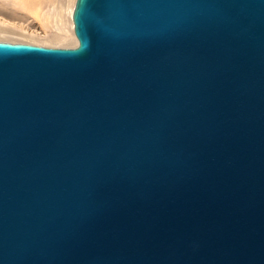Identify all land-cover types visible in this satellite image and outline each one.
Wrapping results in <instances>:
<instances>
[{
	"label": "water",
	"instance_id": "water-1",
	"mask_svg": "<svg viewBox=\"0 0 264 264\" xmlns=\"http://www.w3.org/2000/svg\"><path fill=\"white\" fill-rule=\"evenodd\" d=\"M71 20L0 42V264H264V0Z\"/></svg>",
	"mask_w": 264,
	"mask_h": 264
},
{
	"label": "rangeland",
	"instance_id": "rangeland-1",
	"mask_svg": "<svg viewBox=\"0 0 264 264\" xmlns=\"http://www.w3.org/2000/svg\"><path fill=\"white\" fill-rule=\"evenodd\" d=\"M75 0H0V42L74 48Z\"/></svg>",
	"mask_w": 264,
	"mask_h": 264
}]
</instances>
